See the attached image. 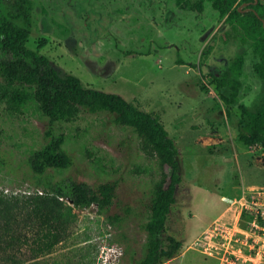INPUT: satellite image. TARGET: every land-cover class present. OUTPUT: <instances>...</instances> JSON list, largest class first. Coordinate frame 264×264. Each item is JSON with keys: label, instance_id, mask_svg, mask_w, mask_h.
<instances>
[{"label": "rangeland", "instance_id": "1", "mask_svg": "<svg viewBox=\"0 0 264 264\" xmlns=\"http://www.w3.org/2000/svg\"><path fill=\"white\" fill-rule=\"evenodd\" d=\"M29 2L28 46H40L61 71L77 74L87 85L119 93L151 112L174 139L183 183L173 224L184 243L165 264H218L215 250L205 251L208 244H217L212 230L217 224L229 231L236 224L248 226L250 214L243 202L264 191V146L238 140L240 109L225 104L213 78L242 54L239 102L254 111L263 107L264 78L253 68L259 60L253 40L226 23L210 2L201 12L179 8L174 0ZM8 57L11 53L0 49V58ZM49 125L33 101L14 108L0 93V151L12 156V165L0 169V195L18 206L43 189L30 180L22 159L42 145ZM53 129L65 135L74 157L60 175L93 187L116 180L118 201L111 213L124 218L111 223L96 204L79 207L64 196L72 210L53 251L34 256L22 248L16 250V263L3 253L0 264H134L144 251L141 222L149 215V185L157 176L154 159L139 148L130 129L115 124L104 111L81 108ZM127 205L132 211L125 214ZM17 225L30 236L36 231L24 211Z\"/></svg>", "mask_w": 264, "mask_h": 264}, {"label": "trees", "instance_id": "2", "mask_svg": "<svg viewBox=\"0 0 264 264\" xmlns=\"http://www.w3.org/2000/svg\"><path fill=\"white\" fill-rule=\"evenodd\" d=\"M174 1L179 8L198 12L210 2L225 16L226 23L242 29L253 40V48L259 55L253 65L254 71L264 78V1ZM31 32L29 0H0V49L11 53V57L0 58V76L4 81L0 85L1 97L14 108L33 101L50 123L42 145L22 159L30 180L42 184L43 189L29 194L23 206L0 195V254L4 253L7 261L16 263V250L22 248L34 256L51 253L64 237L67 217L72 210L65 204L64 196H68L75 206L96 204L98 211L111 223L124 218L117 212L111 213L118 201L116 180H105L93 187L85 181L60 175L72 166L74 157L66 147L65 135L56 133L53 124L73 119L83 108L89 112H107L115 124L130 129L139 140V148L154 159L157 176L149 185V215L141 222L146 231L144 251L134 264H165L179 254L184 243L173 224V209L178 202L179 186L183 183L174 139L151 112L139 108L119 93L87 85L71 71H61L39 50L40 46L27 45ZM43 41L39 44L43 45ZM243 62L244 56L238 54L220 76L213 78L225 104H237L240 109L238 140L249 146H264V106L254 111L239 102ZM10 159L12 156L0 151V169L12 165ZM124 210L126 214L132 208L127 205ZM22 211L34 220L36 231L33 236L18 229L17 221Z\"/></svg>", "mask_w": 264, "mask_h": 264}, {"label": "built area", "instance_id": "3", "mask_svg": "<svg viewBox=\"0 0 264 264\" xmlns=\"http://www.w3.org/2000/svg\"><path fill=\"white\" fill-rule=\"evenodd\" d=\"M243 207L250 214L248 226L236 224L232 231L225 224H217V244L207 245L208 254L216 252L218 264H264V191H256L245 199ZM212 235V234H211Z\"/></svg>", "mask_w": 264, "mask_h": 264}, {"label": "water", "instance_id": "4", "mask_svg": "<svg viewBox=\"0 0 264 264\" xmlns=\"http://www.w3.org/2000/svg\"><path fill=\"white\" fill-rule=\"evenodd\" d=\"M257 0H255V2H256Z\"/></svg>", "mask_w": 264, "mask_h": 264}]
</instances>
